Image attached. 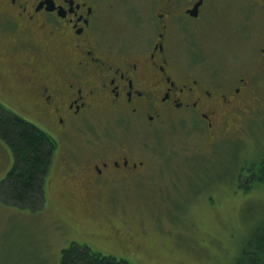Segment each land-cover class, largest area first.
I'll return each mask as SVG.
<instances>
[{"label":"flooded vegetation","instance_id":"af4514ba","mask_svg":"<svg viewBox=\"0 0 264 264\" xmlns=\"http://www.w3.org/2000/svg\"><path fill=\"white\" fill-rule=\"evenodd\" d=\"M229 1L115 0L124 18L135 20L134 37L119 46L103 34L102 0H0V93L26 96L20 112L57 141L51 171L59 157V180L111 223L107 234L74 229L84 238L129 256L151 251L134 243L133 233L120 238L110 218L113 208L126 210L120 202L139 192L151 169L148 152L122 140L128 129L194 132L211 143L245 113L249 75L231 80L195 61L184 38ZM245 1V12L261 10L264 29V0ZM71 133L81 145L67 147Z\"/></svg>","mask_w":264,"mask_h":264},{"label":"rangeland","instance_id":"374dc122","mask_svg":"<svg viewBox=\"0 0 264 264\" xmlns=\"http://www.w3.org/2000/svg\"><path fill=\"white\" fill-rule=\"evenodd\" d=\"M229 2L232 5L215 13L208 26H193L184 38L194 46L195 61L207 62L231 80L249 75L248 107L239 121L211 143L202 134L178 130L128 129L122 139L148 152L145 156L152 164L139 192L120 202L126 210L115 207L110 218L120 238L133 233L134 243L151 252L129 256L111 243L74 231L95 232L99 224L101 233L107 234L111 223L89 210L83 197L59 180L57 157L52 171V160L48 169L42 209L27 210L0 200V264H59L62 249L71 242L131 264H237L252 229L264 222V187L246 191L248 184L240 188L238 183L250 173L258 175L264 159V61L259 56L264 29L259 8L249 13L241 8L245 0ZM101 7L108 42L122 46L134 37L135 20L124 18L123 5L102 0ZM19 101H27L26 96L0 93L2 106L36 124L56 143L46 127L20 112L25 106ZM82 139L71 133L67 147L81 145ZM12 164L11 151L0 139V181ZM91 213V219L85 218Z\"/></svg>","mask_w":264,"mask_h":264},{"label":"trees","instance_id":"16d2710c","mask_svg":"<svg viewBox=\"0 0 264 264\" xmlns=\"http://www.w3.org/2000/svg\"><path fill=\"white\" fill-rule=\"evenodd\" d=\"M0 139L9 147L13 158L11 168L0 181V200L27 210L42 209L46 203V177L56 146L54 140L36 124L7 110L1 104ZM241 180L238 182L239 187L248 184L246 191L264 187V159L259 162L258 175L250 173L245 182L241 183ZM98 228H94L95 231ZM143 248L151 250L145 245ZM59 264L131 263L71 242L67 248L62 249ZM237 264H264V222L252 229L241 247Z\"/></svg>","mask_w":264,"mask_h":264}]
</instances>
